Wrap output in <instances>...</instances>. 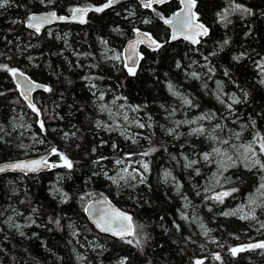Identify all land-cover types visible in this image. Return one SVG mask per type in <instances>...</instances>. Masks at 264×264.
Listing matches in <instances>:
<instances>
[{
    "label": "trees",
    "instance_id": "16d2710c",
    "mask_svg": "<svg viewBox=\"0 0 264 264\" xmlns=\"http://www.w3.org/2000/svg\"><path fill=\"white\" fill-rule=\"evenodd\" d=\"M105 2L10 0L0 8V65L51 89L34 92V112L11 74L0 69V161L31 155L35 147L55 146L73 165L0 175V264H192L196 258L204 264H264V249L235 256L230 252L241 244L239 239L263 231L257 221L264 220V207L259 206L261 214L257 211L254 219L223 215L249 194L264 204V194L256 191L261 195L253 196L264 179L257 180L256 171L240 163L241 149L234 166L223 159L216 168L203 159L215 146L226 155L233 153L230 140L239 133V140L251 143L264 161L254 140L257 133L264 137V78L259 68L264 62V0H196L195 11L208 33L195 46L167 40L161 17L179 7L176 0L151 7L127 1L95 11ZM235 4L249 12H231ZM78 6L91 8L83 24H58L51 32H34L24 25L32 11L52 8L68 14ZM226 11L227 21H222L218 14ZM135 28L145 29L162 45L156 50L141 47L135 74H130L122 62L106 57L104 49L108 44L119 49ZM232 95L240 102L233 103ZM113 99L126 103L145 125H132L137 143L102 126L103 109ZM200 115L209 118L177 126ZM192 126L203 127L204 135L187 133ZM170 129H175L171 135ZM153 147L157 150L144 156V182L140 178L124 189L115 188L110 179L115 159ZM193 160L197 163L191 168L185 166ZM217 183L222 191H238L218 203L206 193ZM100 195L132 214L140 246L130 236L100 234L89 223L85 204ZM129 239L134 242L127 243Z\"/></svg>",
    "mask_w": 264,
    "mask_h": 264
},
{
    "label": "snow or ice",
    "instance_id": "6c2138e0",
    "mask_svg": "<svg viewBox=\"0 0 264 264\" xmlns=\"http://www.w3.org/2000/svg\"><path fill=\"white\" fill-rule=\"evenodd\" d=\"M41 2L43 3L44 0H41ZM118 0H107V2L102 6V7H98L95 9V11H103L104 8H108L111 7L113 4L117 3ZM167 2V0H147V2L144 4L145 7H151L152 3H165ZM10 3V0H0V8H4L6 6H8ZM183 3V7L181 8L180 12L174 14L176 19H177V27L174 28V34H173V39L177 38V32L182 35L184 37V39L187 40H191L193 43H198V41L195 39L196 36H201V35H207V29L204 27L203 24H199L196 23V13L193 12V8L195 7L196 4V0H182ZM72 11V15L73 18H77V17H82L84 14L83 9H78V8H74L71 10ZM236 11H240V12H249L248 9L244 8L242 5L239 4H235V6L233 8H231V12H236ZM228 12L226 11L224 14H218L220 16V19L222 21H227V17H228ZM55 19H59V20H64L65 17H57L55 12L49 13L46 16H35V15H30L28 16V23H27V27L34 29L36 32L40 31V27L42 26V24L44 23H48L51 22L52 20ZM161 19H164V23L165 24H172L173 20L171 19H165L164 17H161ZM81 23H83V19L80 20ZM145 23H148V21H145ZM144 36H148L147 33L143 34ZM148 39H151V37H148ZM143 42L142 40L140 41H132L130 42L129 47L132 48L133 50L135 49V45L137 43H141ZM152 43L159 48L161 45L157 44L156 41H152ZM225 44L228 43L227 40L224 41ZM119 57H114V59H118ZM234 59H239V57H234ZM135 61H133V65H135ZM177 67H179V64L177 65ZM0 69L6 70L8 71L10 74H12V76L15 78L17 75H23V73H18L16 69L13 68H9L7 65H0ZM261 70L264 71V65H261ZM128 71L130 74H135L134 73V67H129ZM193 76H196V73L192 74ZM262 83H264V81H261ZM19 86V85H18ZM34 87H40L39 85H34ZM45 91H50L51 89L45 87L44 88ZM169 90L173 91V86L170 84L169 85ZM29 91H31V89H29ZM173 95H177V93H175L173 91ZM247 95V94H245ZM27 99V97H25ZM101 100H103V96L100 97ZM223 102V101H221ZM233 103H239L240 101L233 98ZM184 103L186 105H190L191 101L188 99L184 100ZM29 107L32 108V110L34 112H38L37 108L35 107L34 104H32L31 102H29ZM229 107H231V105H229ZM209 117H206L204 115L197 117L194 120H188V121H183L177 122V126H179V124L181 123H187V124H196L197 120H203ZM125 120H127V117L125 116ZM41 129H43L44 125L43 123H41ZM99 126V123H98ZM140 128H144L145 125L140 123L138 125ZM220 125H216V128H219ZM175 131V129H170L169 130V134H173V132ZM205 129L203 127H195L191 129L190 134H199V135H204L205 133ZM215 131V129H214ZM67 135V134H65ZM239 133L236 134L237 138H239ZM212 139H216V137H211ZM255 141H257L259 143V149H260V153L261 155H264V137H261V135L259 133H257L256 137L254 138ZM43 142V141H41ZM133 143H137V141L135 139H133L132 141ZM222 143L224 144H228V140H224L222 141ZM113 147H115V145H113ZM240 147L243 148L244 150V156L245 159H248L247 154L251 153V157L253 158L252 160V167H258L261 170H264V161H262L259 157H257V153L253 150L252 144H247V145H241ZM157 149L156 148H150L149 150L141 153L140 155L142 156H149L152 152H155ZM214 153L220 154V155H226L225 153H221V150L219 148H214L213 149ZM51 155H58L60 158V161H62V163L59 164H49L48 160L46 157H41L39 159H33L30 161H26V162H16V163H12L6 166H0V172H4L6 170V168L8 169H12V170H20V171H25V172H36L38 170H40L42 167H66V168H72V161L69 160V158L64 155L63 153L59 152L55 147H53L51 149ZM129 157L132 154H128ZM185 159H187L185 157ZM203 159L205 161L209 160V154L205 153L203 156ZM228 160H231L232 157L228 156L227 157ZM124 163L123 160H117L116 164H122ZM197 161L193 160L190 161L188 164H186L185 166L188 168H191L192 165L196 164ZM143 168L145 171L148 170V163H143L142 164ZM234 166V164H233ZM135 171V170H133ZM139 174V173H137ZM170 173H165V176H169ZM126 177H131L133 180L136 179V176L133 175V173L129 172L127 168H124L122 170V173L118 174V178L117 177H110V179L113 181V183H119V180H126ZM262 179H264V177H262ZM141 183L144 182L143 177L141 176ZM238 189L236 188H232L231 190H224L222 192L219 193H215L213 196L208 197L209 199H213L218 203H223L225 198L230 197L233 195V193L237 192ZM258 192H261L262 194H264V183H261L260 187L257 189ZM250 203L251 204H255L254 200L250 199ZM261 207H264V204L259 205ZM211 210V209H209ZM85 211L87 212L88 209H85ZM255 209L254 208H250L249 212L250 213H254ZM238 213H243L239 216L240 219L242 220H247V219H254V215H250L248 213H244V206H241L238 209L232 210V211H227L224 212L223 215L225 216H234L237 215ZM11 219V218H9ZM57 223H59L57 221ZM96 225L98 228L101 229V231H110L113 235H117L119 236L121 239H124V237L126 236H130L133 237L135 239V245L136 246H140L141 244V240L140 239H136V231H135V227H139V226H135L133 225L132 222V217L129 216L128 214L121 212V211H117V210H112L110 213H106V214H101L99 215V218L96 220ZM201 227L203 228V225H201ZM261 227H264V225H261ZM207 231L205 229V234H207ZM23 234V233H21ZM129 244H132L134 241L133 239H129L126 241ZM254 248H261L264 249V241L262 242H258V243H253V244H249L246 246H240V247H232L230 248V252L233 256H235L238 252H242L245 251L247 249H254ZM215 259L219 260L220 256L216 255ZM120 264H125L124 260H121ZM196 264H203L202 261H197Z\"/></svg>",
    "mask_w": 264,
    "mask_h": 264
},
{
    "label": "water",
    "instance_id": "95a60500",
    "mask_svg": "<svg viewBox=\"0 0 264 264\" xmlns=\"http://www.w3.org/2000/svg\"><path fill=\"white\" fill-rule=\"evenodd\" d=\"M127 1H137L138 3H140L142 6H144V4L147 2V0H118L117 3L113 4L112 6L122 3V2H127ZM168 1V0H167ZM178 2L179 7L173 11L172 13H170L166 19H171L173 20L172 24H165L164 25L168 28L169 31V37H168V42L172 43V42H176L178 40H182L190 45H197L199 43V41L203 38L206 37V35H201V36H196L195 39L198 41V43H193L191 40H187L184 39V37L182 35H180L177 32V38L173 39V34H174V28L177 27V19L175 17L174 14L180 12L181 8L183 7V3L182 0H176ZM162 3H152V5H160ZM145 7V6H144ZM74 8H78V9H83L84 14L82 17H77V18H73L72 15V11L68 14H58L54 9L49 8V9H45V10H38V11H32L28 14V16L30 15H35V16H46L49 13L55 12L57 17H65L64 20H59V19H55L52 20L51 22L48 23H44L42 24V26L40 27V30H42L43 28H49L51 26L57 25V24H63V23H71V22H76V23H80V20L83 19V21H86V17L87 14L89 12V10L91 9L90 7H74ZM72 8V9H74ZM193 12L196 13L195 11V7L193 8ZM28 16L24 21V25L27 29L36 32L34 29L27 27V23H28ZM83 22V23H84ZM196 23L199 24H203L204 27L208 30V27L199 19L198 14L196 13ZM147 33L148 36H144L143 34ZM208 33V31H207ZM148 37H151V39H148ZM142 40L143 42L141 43H137L135 45V49L133 50L132 48L129 47L130 42L132 41H140ZM156 41L157 44L162 45V42L157 40L156 38H154V36L151 35V33H149L148 31H146L145 29H136L133 33V36L128 38L125 42L124 45L122 47V58H123V66L125 69L128 70L129 67H134V69L138 66V63L140 61V57H141V52L140 49L141 47L147 48L149 50H156L157 47L152 43V41ZM133 61H135V65H133ZM18 73H23V75H17L15 78L12 76V80L13 83L15 84V86L18 89V92L20 94V97L23 99V101L25 103H33L32 102V94L35 91L38 90H44V88L46 87V85L40 81H37L35 79H32L31 77H29L26 73L17 70ZM19 85V86H18ZM34 85H39L40 87H34ZM29 89H31V91H29ZM27 97V99L25 98ZM51 150H46L45 152L39 153V154H33V155H27V156H22V157H18V158H12V159H7L4 161H0V166H6L12 163H16V162H26V161H30L33 159H39L41 157H46L48 160L49 164H57L56 159L54 158L53 155L50 154ZM55 167H42L40 170L36 171V172H25V171H20V170H12V169H8L6 168V170L4 172H0V175H4L7 173H20V174H24V175H30V174H35L37 172L43 171H51L53 170ZM222 191L219 190H215L212 192V196L215 193H219ZM86 209H88V211L86 212V216L88 218V220L90 221V223H92V225L95 227V230L103 235L106 236H114V237H119L117 235H113L110 231L106 232V231H101L100 228L97 227L96 225V220L99 218V215L101 214H106V213H110L113 209L117 210V211H121L124 212L126 214H128L129 216H131V214L129 213V211H127L126 209L121 208L116 202L112 201L108 196L106 195H100V196H96L91 198L90 200H88L85 204Z\"/></svg>",
    "mask_w": 264,
    "mask_h": 264
},
{
    "label": "rangeland",
    "instance_id": "374dc122",
    "mask_svg": "<svg viewBox=\"0 0 264 264\" xmlns=\"http://www.w3.org/2000/svg\"><path fill=\"white\" fill-rule=\"evenodd\" d=\"M106 2H107V0H106ZM54 27L55 26L49 28L48 32H51ZM136 29H138V28H135V30ZM122 46L118 49L116 47H112L109 44L106 45L105 49H104V53H105L106 57L111 58V59H114V57H119L118 59H114V60H116L118 62H122V64H123L122 50H121ZM259 64H260L259 68H260L261 75L264 78V71L261 70V65H264L263 60L260 61ZM236 97L237 96L232 95L230 99L233 101V98L236 99ZM113 102H114V104H112L110 106H106L103 109L104 121L102 122V126L106 129H113L114 131L117 130L121 134H125L126 136L130 137L131 139H134L135 137L138 138V132L134 131L132 129V125H139L141 123V120L136 116L135 111L133 109L132 110L129 109L128 106L126 105V103H124V102H119L115 99H113ZM125 116L127 117V120H125ZM200 116H197V117H200ZM196 118H194V119H196ZM197 123L200 124L201 123L200 120H197ZM189 125H193V124H187V126H189ZM192 128H193V126L186 128V132L189 133ZM232 138L230 140L232 142V144L229 147H231V149H233L234 152L231 153L230 155H226L225 158H223V157H221L220 154L213 152V149L216 148V146H215L211 150V153L209 154L208 163H212L217 168L218 165L220 166V163L222 162L223 159L228 160L227 157L231 156L232 157L231 160L234 161V162H232V164H236L235 157H237L236 155L238 153V150L241 149L240 152L238 153L240 163H243V165H245L246 168H248V167H250L251 169L253 168V170L256 171L255 175L257 177V180L262 181V176L264 177V170H261V169L256 168V167H252L253 158L251 157V153L247 154L248 159L246 160L245 156H244V150L242 147H240L241 145H247V144H251V143H242L239 140V138H237L234 135L232 136ZM53 147H55V146H53ZM53 147L51 146V147H48L46 149H39V148L35 147V148H33L34 151H32L31 155L45 152L46 150L52 149ZM252 147H253V145H252ZM253 150L257 153V149L255 147H253ZM257 157H258V154H257ZM55 159L57 161V164L62 163V161H60V158L58 156ZM117 160H123L124 163L118 165V164H116ZM143 163H148V161L142 155H138V156L131 155L130 157H129V155H126V156L116 158L114 161V164H116V170L110 177H117L118 178V174L122 173V170L124 168H127L129 172L133 173V175L136 176V179L133 180L131 177H126V180H119V183H113V181H112L114 187L115 188L116 187L117 188L122 187L124 189V187L135 184L134 182L138 181L141 178V176L143 177V175L148 171V170L147 171L144 170V168L142 166ZM133 170H135V171H133ZM137 173H139V174H137ZM215 173H217V172H215ZM258 186L259 185L255 186L256 188H255V192H253V196L261 195V194H256ZM215 190L222 191L223 190L222 185L217 183L216 185L210 186L209 189H206V193L211 194ZM250 199L254 200L255 204H251ZM260 203L261 202L257 201L255 197H252L249 194V196H247L243 201L238 203L235 207L229 209V211H232V210L240 208L241 206H244V213L254 215V217L257 218L258 217L257 211L260 214L262 211V208L259 207ZM250 208L255 209L254 213L249 212ZM241 214H243V213H238L235 216L239 217ZM257 222L259 224L258 228L263 229V231H260L257 234H255L249 238L239 239L238 241H240L241 244H238L235 247L245 246L246 244H249L252 241H255V243L260 242V240L264 241V227H261V225H264V220H262L261 222H259V221H257ZM204 235H207V234H205V232H204L203 237H204ZM220 246H222V244ZM197 261H202V259L196 258L192 264H196ZM203 264H204V262H203Z\"/></svg>",
    "mask_w": 264,
    "mask_h": 264
},
{
    "label": "bare ground",
    "instance_id": "6f19581e",
    "mask_svg": "<svg viewBox=\"0 0 264 264\" xmlns=\"http://www.w3.org/2000/svg\"><path fill=\"white\" fill-rule=\"evenodd\" d=\"M71 23H76V22H71ZM85 23V22H84ZM78 24H80V23H78ZM83 24V23H82ZM43 29H45V28H43ZM42 29V30H43ZM42 30H40V31H42ZM39 91V90H38ZM36 92V91H35ZM34 94V93H33ZM33 94H32V102L34 103V101H33ZM28 103V102H27ZM32 103V104H33ZM29 104V103H28ZM40 172H42V171H40ZM37 173H39V172H37ZM36 174V173H35ZM110 198V197H109ZM111 199V198H110ZM112 200V199H111ZM85 209H86V206H85ZM130 213V212H129ZM131 214V213H130ZM85 216H86V211H85ZM131 217H132V214H131ZM86 218H87V216H86ZM87 220H88V218H87ZM89 221V220H88ZM132 222H133V220H132ZM89 223H90V221H89ZM91 225H92V223H90ZM133 225H134V223H133ZM93 226V225H92ZM94 227V226H93ZM95 228V227H94ZM112 237H114V236H112ZM126 237H128V236H126ZM115 238H120V237H115Z\"/></svg>",
    "mask_w": 264,
    "mask_h": 264
},
{
    "label": "flooded vegetation",
    "instance_id": "af4514ba",
    "mask_svg": "<svg viewBox=\"0 0 264 264\" xmlns=\"http://www.w3.org/2000/svg\"><path fill=\"white\" fill-rule=\"evenodd\" d=\"M58 25V24H57ZM55 26V25H54ZM51 27H53V26H51ZM50 28V27H49Z\"/></svg>",
    "mask_w": 264,
    "mask_h": 264
}]
</instances>
